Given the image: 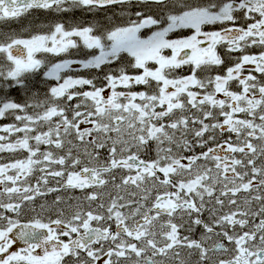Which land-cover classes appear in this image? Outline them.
Returning a JSON list of instances; mask_svg holds the SVG:
<instances>
[{"label": "snow or ice", "instance_id": "snow-or-ice-1", "mask_svg": "<svg viewBox=\"0 0 264 264\" xmlns=\"http://www.w3.org/2000/svg\"><path fill=\"white\" fill-rule=\"evenodd\" d=\"M137 2L159 11L0 42V80L28 96L0 95V119L19 122L0 126V152L27 153L0 164V264H193L184 250L194 264H264V0ZM131 3L0 0V21ZM81 46L87 57L69 58ZM218 47L240 55L223 74L199 76L225 64ZM73 65L95 74H69ZM184 66L189 74L173 75ZM61 189L82 197L57 195L55 218L22 216L24 202Z\"/></svg>", "mask_w": 264, "mask_h": 264}, {"label": "flooded vegetation", "instance_id": "flooded-vegetation-1", "mask_svg": "<svg viewBox=\"0 0 264 264\" xmlns=\"http://www.w3.org/2000/svg\"><path fill=\"white\" fill-rule=\"evenodd\" d=\"M137 10L144 11V12H152V13H156L159 11V9L155 5H152V4L141 5L137 2V0H132V3L128 4V5H123V6L112 5V6L105 8V9H96L93 11H87V10L79 9V8H73L68 12H56L53 10H48V11L32 10L29 14L22 16L19 19L0 21V42H2L3 39L9 35L21 36L24 38L29 37L31 33L36 31V28L34 29V27L32 26L33 23H31V22L28 23L27 25L23 26V19L27 20L29 18L33 22L38 21L39 19L34 20V17H32L36 14H40L41 18L43 15H47V14L53 15V16H55L54 25L56 23H63L66 28L77 26V25H79V26L92 25L95 28H97L98 30H103L106 28H110L114 25H124V24H127L130 19H136L134 13ZM237 15H240V14L237 13ZM237 23L239 25H243L244 21L238 20ZM23 27H25V28L23 29ZM216 27H218V26H208V27H206V30H215ZM184 31L187 32V30H184ZM6 33H9V35L6 36ZM148 34H150V31L148 29L142 30V35H148ZM172 35L174 36L175 34H172ZM217 51L225 59V64L221 65L219 68H212L210 71L205 70L202 72H198L199 76L204 77V76H207L209 74L215 75L217 73L223 74V72L225 71V68L227 66H231V64L233 63L232 57L240 55V53H233L232 57H229L225 53V49L223 47H218ZM246 51L249 54H256L260 51V49H259V47H252V48L247 49ZM87 55H88L87 50L81 46L79 49L71 50L69 58L83 59V58H86ZM122 55L127 60L131 59V58L127 57L126 54H122ZM46 59L51 60L53 62H56L59 59H61V57L47 56ZM112 67H116V65H113ZM252 67L253 66H246V68H248V69H251ZM66 71L72 75H81V76H85L88 78H91L95 74L94 70L83 69L82 66H80V65H73L71 69L66 70ZM129 71L131 72L133 70L131 68H129ZM187 74H189V68L187 66H184L180 69H177L173 73L174 76H181V75H187ZM247 74H248V72L245 71L244 75H247ZM253 74L257 76L258 80L260 79L259 73H253ZM29 79L32 83H37V81L41 80L42 77L37 75L34 77H30ZM0 84L6 85L7 82L0 80ZM5 88H6V86H5ZM6 89H7L8 95L11 98L17 100L18 102L24 101L20 98H17L19 96L18 87L6 88ZM231 89L234 91L240 90L238 88L236 82L231 83ZM40 90L44 91V88L42 86H40ZM136 90H144V88H143V86H137ZM209 90H211V89H209ZM0 95H1V90H0ZM217 99H224V97L222 94H217ZM29 111L31 112V110H29ZM193 111H195V110H193ZM240 115L242 116L243 114H240ZM220 119L222 120L223 118L220 117ZM11 123H17L18 124L19 122L15 121L13 116H6V118L0 119V126H4L6 124H11ZM44 130H47L46 125L44 126ZM0 135H7V134L0 133ZM22 135H23L22 133H16V134H13L9 139H10V141H14L17 137H22ZM227 135L228 134L225 133V136H227ZM233 138L235 139V137H233ZM7 142H9V141H5V143H7ZM31 143H34V141H32ZM41 147H42V150H44L45 146H41ZM198 151H200V150L197 149V152ZM150 154L154 155V151L151 152ZM26 155H27V153L22 151V150L17 151V152H7V151L0 152V164L11 163L17 159H24L26 157ZM237 155L239 156V154H237ZM257 163L259 165V163H260L259 159L257 160ZM53 167H56V166H53ZM9 174H13V173L10 171ZM39 175H40L39 172L34 173L33 176L29 178L30 183L35 185L36 178ZM49 186L55 187L56 186L55 180L50 179V185ZM3 188H4V185L0 184V192L3 191ZM57 195H60L65 202H68L69 197H72V201H71L72 203H75L76 197H82V193L79 190H64V189H61L60 192L49 193L46 196H37L36 199L32 202H24L23 207H22V216L27 218V217H31L33 215L39 214L45 218L48 215H52L53 218H55V207L56 206L53 205V201ZM243 195H247V194H241V196H243ZM0 199H3V200H5V202H7L6 196H0ZM14 200L16 202H19L18 200H16V198H14ZM42 204L45 205V210L41 209L40 205H42ZM65 206H66L65 204H61L59 207H65ZM253 207L258 208L259 205L254 203ZM33 208H35V212L32 211ZM225 210H227V209H225ZM0 211H2V210H0ZM8 215L14 216L13 213H8ZM257 222H258V219H257ZM200 232H201V229H197L196 232L194 233V236L196 238H199ZM23 246L24 245H22L20 242H17L16 244L13 245L12 250L19 251L20 248ZM181 255L185 259H191L193 261V264H194L195 256L189 258L187 256L186 250L182 251ZM227 255L228 254H224L225 258H227Z\"/></svg>", "mask_w": 264, "mask_h": 264}, {"label": "rangeland", "instance_id": "rangeland-1", "mask_svg": "<svg viewBox=\"0 0 264 264\" xmlns=\"http://www.w3.org/2000/svg\"><path fill=\"white\" fill-rule=\"evenodd\" d=\"M54 18H55V16L50 15V14H47V15H43L42 18H40L38 21L33 22L32 26L34 27V29L36 28V31H34L30 35H33V34H36V33L50 31V29L52 28V26H54ZM7 35H9V33H6V36ZM5 86H6L5 84H0L1 95H3L5 91H7V89L5 88ZM18 89H19L18 90L19 96L17 98H20L22 100L27 99L28 96L25 95V93L23 92V89H21L19 87H18ZM42 92L43 91H41V93Z\"/></svg>", "mask_w": 264, "mask_h": 264}, {"label": "trees", "instance_id": "trees-1", "mask_svg": "<svg viewBox=\"0 0 264 264\" xmlns=\"http://www.w3.org/2000/svg\"><path fill=\"white\" fill-rule=\"evenodd\" d=\"M32 17H34V20H36V19H40L41 18V16H40V14H36V15H34V16H32ZM31 18V17H30ZM33 23V21H31L29 18L26 20V19H23V26H25V25H27L28 23ZM25 27H23V29H24Z\"/></svg>", "mask_w": 264, "mask_h": 264}, {"label": "bare ground", "instance_id": "bare-ground-1", "mask_svg": "<svg viewBox=\"0 0 264 264\" xmlns=\"http://www.w3.org/2000/svg\"><path fill=\"white\" fill-rule=\"evenodd\" d=\"M11 27V26H10ZM13 30V29H12ZM16 30V29H15Z\"/></svg>", "mask_w": 264, "mask_h": 264}]
</instances>
